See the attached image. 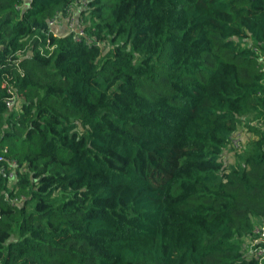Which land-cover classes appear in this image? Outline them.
Segmentation results:
<instances>
[{
  "label": "trees",
  "instance_id": "16d2710c",
  "mask_svg": "<svg viewBox=\"0 0 264 264\" xmlns=\"http://www.w3.org/2000/svg\"><path fill=\"white\" fill-rule=\"evenodd\" d=\"M0 156V264H264V0H0Z\"/></svg>",
  "mask_w": 264,
  "mask_h": 264
},
{
  "label": "built area",
  "instance_id": "2783aa9c",
  "mask_svg": "<svg viewBox=\"0 0 264 264\" xmlns=\"http://www.w3.org/2000/svg\"><path fill=\"white\" fill-rule=\"evenodd\" d=\"M76 5H77V3H76ZM75 11L76 10L74 9V13H75ZM61 20L65 21L67 24H69V26L71 28H74L79 34H81V35L85 34L84 25L78 20V18L74 14L66 16L64 18H61L60 15L54 16L49 22L50 27H54V26L58 25ZM15 102H16V94L13 91L12 95L8 98L7 104L9 106H13ZM0 159H2L1 156H0ZM257 230H259V228ZM259 231H260V235H259L258 240L264 241V227H263V229H261ZM255 251L259 257H260V254L263 253L262 248H255Z\"/></svg>",
  "mask_w": 264,
  "mask_h": 264
},
{
  "label": "rangeland",
  "instance_id": "374dc122",
  "mask_svg": "<svg viewBox=\"0 0 264 264\" xmlns=\"http://www.w3.org/2000/svg\"><path fill=\"white\" fill-rule=\"evenodd\" d=\"M251 137L252 136L248 132H246L241 128L240 133L234 138L236 145H232L226 149V152L224 154V159L231 163L234 162L235 161L234 150L236 149V147L239 145L245 146Z\"/></svg>",
  "mask_w": 264,
  "mask_h": 264
}]
</instances>
